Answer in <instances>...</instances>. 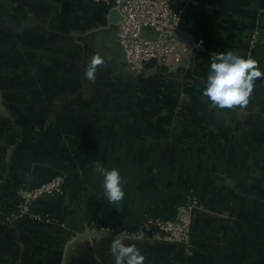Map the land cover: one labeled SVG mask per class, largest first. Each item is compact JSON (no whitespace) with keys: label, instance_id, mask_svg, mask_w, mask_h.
Here are the masks:
<instances>
[{"label":"crops","instance_id":"obj_1","mask_svg":"<svg viewBox=\"0 0 264 264\" xmlns=\"http://www.w3.org/2000/svg\"><path fill=\"white\" fill-rule=\"evenodd\" d=\"M171 5L202 50L136 74L101 0H0V264H114L113 233L189 199L188 248L122 237L144 264H264V76L244 108L202 94L217 53L264 73V0ZM97 162L119 170L122 201L104 197ZM59 175L62 195L10 218L24 188Z\"/></svg>","mask_w":264,"mask_h":264},{"label":"built area","instance_id":"obj_2","mask_svg":"<svg viewBox=\"0 0 264 264\" xmlns=\"http://www.w3.org/2000/svg\"><path fill=\"white\" fill-rule=\"evenodd\" d=\"M111 10L120 13L116 42L123 54L126 66L136 74H141L147 64L157 66H179L184 60L203 48L182 26L181 13L172 7L171 0H101ZM143 31H153L156 38L143 37ZM256 31L250 38L251 46L258 41ZM65 178L61 175L37 186L24 188L19 193L10 218L22 220L30 215L31 208L44 197L63 194ZM196 200L189 199L178 205L171 219L146 218L131 233H121L122 237H138L150 242H165L189 247L191 242L192 211ZM147 234V235H146ZM146 235V238L144 236Z\"/></svg>","mask_w":264,"mask_h":264},{"label":"clouds","instance_id":"obj_3","mask_svg":"<svg viewBox=\"0 0 264 264\" xmlns=\"http://www.w3.org/2000/svg\"><path fill=\"white\" fill-rule=\"evenodd\" d=\"M262 76L264 73L251 57L233 51L217 53L211 58L202 94L212 108H244L249 103L255 81ZM86 77L94 78L93 68L86 71ZM95 171L102 178L101 186L106 200L110 204L122 201L125 192L119 170L106 168L97 162ZM110 252L114 264H144L145 257L140 250L135 245H126L119 235L112 238Z\"/></svg>","mask_w":264,"mask_h":264},{"label":"rangeland","instance_id":"obj_4","mask_svg":"<svg viewBox=\"0 0 264 264\" xmlns=\"http://www.w3.org/2000/svg\"><path fill=\"white\" fill-rule=\"evenodd\" d=\"M142 36L144 37H149V38H151V39H155L156 38V33L155 32H153V31H143L142 32ZM61 176H63V175H61ZM64 178H65V176H63ZM147 218H149V217H147ZM150 218H153V219H159V220H167V219H161V218H155V217H150ZM146 219V218H145ZM144 219V220H145ZM23 220V219H22ZM144 220H142V222H141V224L144 222ZM139 227V226H138ZM137 227V228H138ZM136 228V229H137ZM135 229V230H136ZM134 232V231H133ZM113 235H119L121 238H122V235L121 234H115V233H113ZM147 235V234H146ZM146 235L144 236V238H146ZM132 237H129V239H131ZM135 238H138V237H133V239L132 240H139V241H143V242H150V241H146L145 239H135ZM151 243H153V242H151ZM188 248V247H187Z\"/></svg>","mask_w":264,"mask_h":264},{"label":"water","instance_id":"obj_5","mask_svg":"<svg viewBox=\"0 0 264 264\" xmlns=\"http://www.w3.org/2000/svg\"><path fill=\"white\" fill-rule=\"evenodd\" d=\"M110 18L112 19L111 22L116 26L118 27V23L122 20V17L120 15V13L116 10H111V13H110ZM188 62V60H184L182 64H186Z\"/></svg>","mask_w":264,"mask_h":264}]
</instances>
